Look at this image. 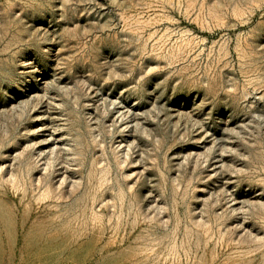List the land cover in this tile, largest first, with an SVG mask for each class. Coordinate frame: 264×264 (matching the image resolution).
Segmentation results:
<instances>
[{
    "label": "rangeland",
    "instance_id": "374dc122",
    "mask_svg": "<svg viewBox=\"0 0 264 264\" xmlns=\"http://www.w3.org/2000/svg\"><path fill=\"white\" fill-rule=\"evenodd\" d=\"M0 264H264V0H0Z\"/></svg>",
    "mask_w": 264,
    "mask_h": 264
}]
</instances>
